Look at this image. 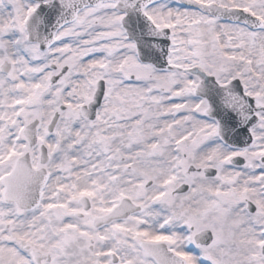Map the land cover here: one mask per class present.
I'll return each instance as SVG.
<instances>
[{
	"label": "snow or ice",
	"instance_id": "6c2138e0",
	"mask_svg": "<svg viewBox=\"0 0 264 264\" xmlns=\"http://www.w3.org/2000/svg\"><path fill=\"white\" fill-rule=\"evenodd\" d=\"M0 264H264V0H0Z\"/></svg>",
	"mask_w": 264,
	"mask_h": 264
}]
</instances>
